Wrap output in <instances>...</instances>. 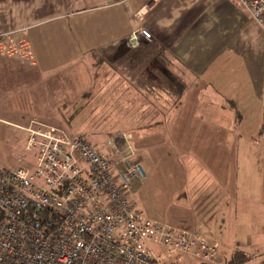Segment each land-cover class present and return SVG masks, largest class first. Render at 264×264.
I'll return each instance as SVG.
<instances>
[{"label":"crops","instance_id":"0c3cea01","mask_svg":"<svg viewBox=\"0 0 264 264\" xmlns=\"http://www.w3.org/2000/svg\"><path fill=\"white\" fill-rule=\"evenodd\" d=\"M20 28H27L34 64L0 57L4 127L42 121L10 114L29 109L20 89L31 80L62 78L50 80L49 87L72 89L80 96L92 86L93 65H99L95 55L122 41L135 46L131 33L147 29L148 41L158 50L163 47L168 69L185 84L179 104L191 98L192 112H208L206 119L198 115L206 152L210 147L199 156L206 167L190 172L192 183L206 176L204 184L190 187L197 208H191L188 219L171 221L217 242L221 262L235 250L259 257L255 264L264 258V30L237 0H0V34ZM132 103L125 98L122 109ZM117 104L111 99L110 110H117ZM143 108L153 110L154 104L146 102ZM239 141L241 154L233 152ZM194 142L200 150L203 141ZM183 185L180 178L179 187ZM231 221L241 223V236L229 239L225 225Z\"/></svg>","mask_w":264,"mask_h":264},{"label":"built area","instance_id":"2783aa9c","mask_svg":"<svg viewBox=\"0 0 264 264\" xmlns=\"http://www.w3.org/2000/svg\"><path fill=\"white\" fill-rule=\"evenodd\" d=\"M237 1L264 30V0ZM140 37L151 34L139 28L129 40L137 45ZM0 57L34 64L27 28L0 34ZM23 129L25 153L16 166L0 164V264H186L187 254L217 257V242L153 220L129 199L131 182L145 177L131 157V134L96 145L43 121Z\"/></svg>","mask_w":264,"mask_h":264},{"label":"rangeland","instance_id":"374dc122","mask_svg":"<svg viewBox=\"0 0 264 264\" xmlns=\"http://www.w3.org/2000/svg\"><path fill=\"white\" fill-rule=\"evenodd\" d=\"M148 40L140 37L135 46L122 41L119 45L95 55V61L99 62V65H93V72H96L93 75V82L91 81L92 86L87 88V91L85 90L91 94L92 104L90 106L86 104L84 109L75 111L74 108H78L77 105L85 104L87 99L71 93L74 91L72 89L61 90L60 87H56L58 85L49 87L50 80L59 82L63 79H52L49 75H42L37 80H31L30 86L26 85L20 89L22 90L20 98H26L29 109L11 111L10 114L33 115L45 123L62 128L69 135L82 133L96 145H100L109 135L117 137V141L121 143L120 136L123 133L131 134L133 147L131 157L141 162L145 170V177L133 180L128 197L135 201L137 209L149 218L175 225L171 220L178 221L182 217L188 219V212L192 209L195 211L197 208L195 193L194 196L190 193V187L202 185L206 180V176L202 175L200 176L201 181L192 183L195 176L190 172L192 169L206 167L203 159L201 160L202 157L199 156L208 153L210 147L206 152L204 142L207 138L202 137L203 133L199 132L201 122L198 121V115H202L206 119L208 112L205 109L199 110L197 112L199 114L192 112L191 98L187 99L186 105L183 101V105L181 103L175 106L177 102L172 95H163L157 92L159 95L156 96V90H153L152 95L149 84L139 85L137 79L133 77L135 73L145 72L149 77L157 78L158 74L153 70L157 68L161 72L160 76L164 74L165 76L170 75L168 78L172 77L168 69H165L161 59L156 56L158 49ZM17 66L21 69L27 68L24 65ZM169 69H171L170 66ZM142 77L145 75L141 74ZM68 79L65 78V81L67 82ZM131 86L137 88V90L133 88L132 105L127 104L128 109L124 111H111L109 105L111 99L115 96L120 97L125 88L129 92ZM188 86L190 88V84ZM147 87L150 88L148 90L150 96H145L143 93ZM129 94L126 99L130 102L132 100H129ZM162 101L163 103H161ZM146 102H153L154 108H161V110L147 111L143 108ZM157 102L160 103L156 104ZM182 109H184L183 113ZM71 114H75V117L73 116L74 118L69 121L68 117L70 116L68 115ZM167 118L170 119L167 129L165 126L162 128L157 126L161 123L156 120ZM10 119L13 118L10 117ZM18 121L23 123L21 120L16 122ZM23 128L11 125L4 127L0 124V138L7 137V142L0 141V164L9 167L16 166L20 156L25 153ZM203 130L202 132H204ZM236 130V127L232 129L235 133ZM197 135L199 137L196 139ZM183 139H188L189 144L182 146L180 140ZM196 140L203 141L200 150H197L199 143L194 142ZM16 148H20V151L17 152ZM235 151L241 154V141L235 146L233 152ZM239 161L241 162L237 159V163ZM180 178H183L184 181L183 188L179 187ZM203 218L204 216L201 215L200 219ZM236 221L229 222V225L226 223V231L229 233L227 236H241V223ZM229 256L227 254L226 258ZM219 257L217 255V258ZM184 260L186 264H200L197 258L189 254L185 255ZM258 260L259 257L249 258L243 264H255ZM222 263L220 261V264Z\"/></svg>","mask_w":264,"mask_h":264},{"label":"trees","instance_id":"16d2710c","mask_svg":"<svg viewBox=\"0 0 264 264\" xmlns=\"http://www.w3.org/2000/svg\"><path fill=\"white\" fill-rule=\"evenodd\" d=\"M163 47H161V48H159V50H157V57L158 58H160L161 59V61H162V64H164V67H165V69L167 70L168 69V62L166 61V59H165V56H164V52H163V49H162ZM155 72H156V74H158L157 76V78H151V77H149L147 74H145V72L143 73V72H141V74H143V75H145V77H142L141 78V74H140V72H139V74L138 73H135V74H133V77H135V79H137V81L139 82V85L141 86V85H148V86H150V88L152 89L151 90V92H152V95H153V90H156V96L157 95H159V94H157V92L158 93H161V94H163V95H166V94H169V95H172L173 97H174V100L177 102V103H175V106L176 105H179V103L181 102V100H182V97H183V95H184V91H185V84L182 82V81H180V80H177V79H175V77H174V75L172 74V72L168 69V72L169 73H171L172 74V77H170V78H168L169 76H165L164 74L162 75V76H160V74H161V72L159 71V70H157V68L156 69H153ZM138 71V70H137ZM160 77H163V78H160ZM164 80V81H163ZM133 81V80H132ZM133 84V83H132ZM133 86V85H132ZM130 87L129 88V92L134 88V89H136L137 90V88L136 87ZM139 88V87H138ZM149 87H147L146 88V90H145V92H143L144 94H145V96H150L151 94L148 92V90L150 89ZM133 89V90H134ZM140 90V89H139ZM138 90V91H139ZM142 91H144V90H142ZM128 92V90H127V88H125L124 89V93L123 94H121L120 95V97L119 96H115L114 98H115V100H116V103H118L117 104V110L115 109V110H112V111H124L123 109H122V101L123 100H125V98L127 97V94L129 93ZM127 93V94H126ZM91 94L89 93V92H85V93H83L82 95H80V97H82V98H86L87 99V102L85 103V104H82V105H77L76 107H78V108H74V110L75 111H80L81 110V108H83L84 109V107L86 106V104H87V106H90L91 104H92V102H91V100H90V96ZM133 96V95H132ZM129 97H130V99L129 100H132L131 99V96L129 95ZM123 98V99H122ZM164 100V99H163ZM133 101V100H132ZM150 101V100H149ZM163 102V101H162ZM152 104H153V102H152ZM131 107V106H130ZM149 107H151V108H153L151 105L149 106ZM82 109V110H83ZM156 109L157 110H161V108H157L156 107ZM155 108L153 109V110H156ZM127 110V109H126ZM147 111L149 110V109H146ZM236 112V111H235ZM68 116H70V117H68V120L70 121L72 118H74L75 117V114L73 115V114H71V115H68ZM74 116V117H73ZM67 120V121H68ZM66 121V122H67ZM158 123H161V124H158L157 126H167V124H168V122L170 121V119H159V120H156ZM106 126V125H105ZM98 128V127H97ZM95 129H96V127H95ZM90 130V129H89ZM91 131H93V130H91ZM96 133H98V132H96ZM77 134H82V133H77ZM75 135V134H74ZM84 135V134H83ZM110 136V135H109ZM90 140V139H89ZM91 141V140H90ZM119 143V142H118ZM131 143H132V139H131ZM133 182V181H132ZM131 182V183H132ZM129 193H130V191H129ZM128 196H129V194H128ZM197 234H199V233H197ZM201 235V234H200ZM250 258V256L248 255V254H246V253H244V252H242V251H239V250H235V251H233L231 254H230V256L229 257H227L226 258V256H225V260L223 261V263L222 264H243L245 261H247L248 259ZM200 262V264H220V261H219V258H217V257H215L213 260H211V261H199ZM258 264H264V258L262 259V260H260L259 261V263Z\"/></svg>","mask_w":264,"mask_h":264}]
</instances>
